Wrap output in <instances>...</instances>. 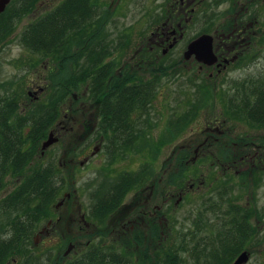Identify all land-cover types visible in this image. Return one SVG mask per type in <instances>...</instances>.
Segmentation results:
<instances>
[{
	"label": "flooded vegetation",
	"instance_id": "flooded-vegetation-1",
	"mask_svg": "<svg viewBox=\"0 0 264 264\" xmlns=\"http://www.w3.org/2000/svg\"><path fill=\"white\" fill-rule=\"evenodd\" d=\"M226 1L209 0L206 5V0H164L166 8L162 5L161 9L170 17L172 24L154 26L148 49L145 40L139 38L137 42H141L142 53L138 57L133 54L130 60L124 62L121 61L122 56L104 57L101 67L111 63L108 70L113 72L95 73L94 70L97 69L92 67L88 71L90 81H87L86 95L88 94L89 99L86 102H90L91 107H85L80 116L76 117V109H79L76 105L78 96L73 92L62 103V107L67 106V111H70L67 117L72 123L67 127L59 119L58 104L54 105L52 122L48 125L47 136L41 143V155L57 143L43 151V142L52 132L56 136L61 135L62 127L71 136L77 130L83 135L80 139L84 142L79 146L74 142L71 148L73 152L85 153L86 164L92 163L101 151L106 152L107 158L106 168L103 169L107 172H103L98 183L90 181L88 184V205L80 220L78 223L74 217L67 220L68 232L71 231L70 226L81 224L80 230L84 232L86 241L81 249L76 248L78 243L71 241L74 244L73 252L70 257L61 261L62 264H76L82 255L85 264H94V255L104 257L107 252L117 255L124 248L136 255L135 264H154L157 257L160 264H171L168 258L171 253L175 256L173 264H183V253H188L193 258L186 249L187 243L184 240L192 235L198 238L202 246L206 245L209 252L235 255L229 264H234L244 251L249 255L246 264L253 261L257 251L261 256L260 263H263L264 197L261 196L260 202H253V198L260 196L255 192L257 189L264 194V103L258 104L257 98L260 93H264V74L259 72L256 78L250 76V73L243 76L239 74L238 78L231 74L246 67L250 71L252 64L259 63L264 68V48L258 46H264V19L262 24L257 19L258 12H264V0H245L244 3L232 0L229 8L222 10L221 7ZM4 11L0 12V17ZM12 17H15L14 13ZM221 18L220 24L215 25ZM194 23L197 30L186 39L179 61L185 66H197L200 73L210 71L209 76L215 81L214 86L217 85L214 92H211L215 106L216 103H221L223 113L226 115L227 111L228 118L215 115L214 118L207 119L202 130L204 139L196 145L194 142L182 145L176 158H181L185 168L177 171L182 177L178 184L170 185V173L167 183L161 187L162 178L155 177L154 161L151 159L136 168L126 166L128 160H122L118 175L113 180L108 179V174L114 169L118 158L124 159L128 155L131 157L134 145L139 147V152L149 145L150 135L147 139L140 137L146 131L145 127L138 126L146 115L147 105L156 95L153 72L157 69L160 74L162 71H169L173 64L170 61L159 63L164 59L159 58V52L166 55L176 49L186 37L190 28L188 26ZM152 27L149 24L146 28ZM203 34L213 37L217 61L212 65L199 61L195 55L185 57L189 43ZM118 41L119 48L126 44L125 39V42ZM136 43L130 46L132 52L135 51ZM131 55L129 52L122 58L126 59ZM153 55L158 57V61L153 60ZM42 62L47 63L44 71L48 76L54 70V63ZM173 62L177 63L174 59ZM159 64L161 65L158 66ZM39 78L40 75H37L30 84L32 89L28 91L29 98L35 101L40 99L39 94L44 93L45 89L39 83ZM221 81L224 89L219 85ZM202 92L203 89L199 86L192 97L201 99ZM162 93L160 91L159 95ZM12 96H15L18 105L17 96ZM6 98L9 96L1 98L0 106L6 104ZM199 101L186 105L180 125L188 121V108L198 109ZM83 104L85 103L82 102L80 106ZM141 140L142 145L139 146ZM120 154L123 157H119ZM73 158H76L75 155ZM61 160L60 158L59 164ZM193 161L202 163L211 174H228L227 181H222L218 186L206 187L203 174L199 178V174L204 172L203 169H197L198 175L188 169ZM62 165L66 169L63 163ZM213 168L215 170H211ZM205 188L210 189L206 191ZM192 191L200 200L196 214L188 212L180 219L174 217L173 210L179 208L182 200L185 201ZM158 199L162 201L160 204L157 203ZM186 220L191 221L192 228L185 226ZM54 224L53 220H49L46 227L36 231L34 240L37 242L39 237L48 236ZM237 245L239 247L236 248ZM225 246H228V250ZM238 248L240 249L237 250Z\"/></svg>",
	"mask_w": 264,
	"mask_h": 264
},
{
	"label": "rangeland",
	"instance_id": "rangeland-1",
	"mask_svg": "<svg viewBox=\"0 0 264 264\" xmlns=\"http://www.w3.org/2000/svg\"><path fill=\"white\" fill-rule=\"evenodd\" d=\"M16 1L17 0H13L9 4V6H12V9L16 5ZM62 1L63 0H38L33 11L22 15L21 18H17V16L12 17L14 12H8L0 17V26L5 27L2 34L10 28L9 33L4 35L3 41L1 40L2 36H0V100L3 96L11 97L15 94L18 98V114L25 115L27 111L34 107V105H47V103L50 102L51 95L55 93L56 89L59 88V85L62 82L66 83V80L77 71L76 62L73 60L70 61L75 52L77 53L82 50V48H76V42L70 52L71 59L62 62L57 56L52 57L45 55L44 53L35 51L22 44V32L26 26L33 20L38 19L46 12L59 5ZM208 1L209 0H206V5L209 3ZM231 1L232 0H227L222 5V10L229 8V2ZM239 1L242 3L245 2V0ZM99 2L100 11H104L103 9H106V7H109V11L107 10V12L98 13V15H100V18L96 19L98 26H96L95 33L92 35V37H95L96 41L92 43L87 40V44H85L86 46H93L97 42H100L102 43V47L108 46L107 49H109V55H105V57H124L128 55L129 52L132 53V55L126 59L121 57L122 62L130 60L133 54L138 57L142 53V50H140L141 42H139V44L137 42L139 41V38L145 40L148 49V44L150 43V37L152 35L151 31L152 29H155L154 26H169L172 24V20L169 19L170 17H168L166 13L164 14V12H162L161 6L164 5V8H166L164 0H99ZM204 5L202 9L204 8ZM263 13L264 12H258L257 14V19L258 21L260 20V24H262L264 19ZM98 15H96V17ZM11 19L15 22V26L13 28L9 27ZM221 21L222 18L219 19L215 25L220 24ZM174 23L176 24V22ZM149 24L153 25L151 29L146 28ZM188 27L190 28H188L189 31L187 32L186 37L182 40V42H180L176 49H173L166 55L159 52V58H164L159 61V63H163V61L164 63H169L170 61V63L173 64L170 65L169 71L166 70L167 74H160L158 71V74L156 73L157 75L154 76L156 95L152 99V102L147 105L146 115L143 116V120L140 121L138 126L145 127L146 131L144 135H142L141 132L142 136L140 137L147 139L148 135H150L151 138L149 139V145L143 147L144 149L141 150V154V151H138L139 147H135L134 145L131 149V157L128 155L124 159L118 158L114 169L112 168L108 174V179L113 180L118 175L119 169L122 167V164H120L122 160H128L126 166L136 168L137 166H141L143 162H146V160L151 159L154 161L155 177L162 178L161 187H164L167 183L166 179L170 173L178 174V169L176 168L178 158H176V155L179 153L182 145L188 142H194L196 145L199 141L204 139L205 135L202 133V130L205 127L204 123L207 119L214 118L215 115L218 117H227V111H225V115L223 113V107L220 106L221 103H216L215 106L214 97L211 92H214L217 85L214 86L215 81L210 78V71L200 73L198 72L197 66H191V64L185 66L179 61V58L182 57L181 50L185 47L186 39L193 35L197 30V25H195V23L194 25L191 24ZM78 37L79 36L76 38ZM124 39L126 44L128 42V45L126 46V44H124L123 47L119 48L118 40L124 41ZM135 43L136 48L135 51L132 52V47L130 49V46ZM258 46L264 48L262 45ZM102 47L98 48V53L101 56L104 51L101 49ZM262 51L264 54V49ZM173 59L174 61H177L176 64H174ZM153 60L158 61V57L153 55ZM42 61H49L50 64L54 63V70L48 76L45 75L44 71V65L47 63H43ZM160 65L161 64L158 66ZM89 66L90 63H87L86 67L90 71L91 68H89ZM144 66H146V64H144ZM248 69L249 67H246L244 70H235V72H232L231 76L238 78L239 74H242L243 76L246 73H250V76L256 78L258 77L259 72L264 74V68H261L259 63L252 64L250 71H248ZM37 75H40L38 81L43 84V88L45 89L44 93L39 94L40 99L35 101L29 98L28 91L32 89L30 84L35 81ZM70 81H72V79H70ZM219 85L221 89H224L222 81ZM199 86L203 89V95L201 99H194L192 94L195 93V90ZM86 88L87 84L79 89V93L82 94V98L79 102L76 101V105L79 104L77 105L79 106V109L77 108V112H75L76 117L80 116L85 107H91V105H89L90 102H86L89 99L87 97L88 94L86 95ZM160 91H163L161 95H159ZM198 100H200V103L198 102L197 104L199 106L198 109L191 110L192 107L188 108V121L180 125V118L182 120L186 105L195 104ZM82 102L85 104L80 106ZM0 109H2L1 106ZM68 112L70 111H67V106L65 108L63 106L62 113L59 115V119L63 120L62 125H66L67 127L72 123L67 117ZM60 129L61 135H59L60 137L57 136L59 138L57 143L55 142L56 144L49 148L44 155L39 157L40 160L38 163L40 165H44L52 158L56 159L58 162L63 153L61 163H63L66 167L65 173L68 174L72 187L70 190L62 192V195L57 202L63 200V204L57 208L55 207L53 210V216L44 220L39 226V228L42 229L47 226L49 220H53L55 224L54 228L50 227L53 229L51 230V233L46 237H39L37 242L34 240V236L37 234H34L32 237L33 239H31L37 243L31 244V248H33L32 250L45 260L44 264H52L54 259L48 260V257L42 256V254H52L53 258L58 254L63 255L65 258L70 257L73 249L66 256L64 255V252L71 241L73 243H78L76 248L81 249V247H83L86 239L84 232L80 230L81 224H74L73 226H70V232L67 231L66 225L68 224L67 222L70 217H74L77 223L80 220L81 215L85 212L88 205V184L90 181H93L95 184L101 180L104 172L103 169L106 168L105 164L107 161L105 151H101L98 156L94 157V161L92 163L86 164L85 153H81L79 151L74 153L76 157L74 159L71 147L74 146V142H76V144L80 142L83 143V139H80L83 135L79 132V130H77L76 133L73 134L74 136H71L72 134L69 131L67 132L65 128L60 127ZM177 129L179 130L177 131ZM199 138L200 140H198ZM138 145H142V140L138 143ZM119 157H123V155L120 154ZM195 160L196 159H194V161ZM194 161L189 164L188 169L193 171L192 173L194 175H198L197 169H203L204 172L199 174V178H201L203 174L206 187L209 185L218 186L223 183L224 180L227 181L229 177L228 174L225 176L217 172L211 174L207 171L206 166H203L202 163ZM211 170H215V168ZM106 172L107 171L104 173ZM18 182L19 179L16 180L14 177H9L7 187L2 191L1 197L6 196V194L12 191ZM209 189L210 188H205L204 190L208 191ZM255 192L260 196L253 198V202H260L262 199L261 196L264 197V194H261L259 189ZM65 193L69 194V196L64 197ZM199 201L198 195L192 191L185 201L182 200L183 203L180 204V207L173 210V216L180 219V217L188 212H193V215H195ZM262 201H264V198ZM161 202V199L157 200L158 204ZM9 214L10 213L4 212L0 209V235L2 234V229L4 228L1 226V223L7 221ZM64 217L65 219L63 220ZM59 218H62V220H59ZM252 222L256 223V220L252 219ZM215 223H217V221ZM185 226L187 228H192L193 225L190 220H186ZM182 257L185 259L183 264H196L195 260L193 258L191 259L188 253H183ZM262 259V264H264V254ZM260 261L261 256L257 251L250 264H261ZM9 264L24 263L22 259H19L17 263L9 262Z\"/></svg>",
	"mask_w": 264,
	"mask_h": 264
},
{
	"label": "trees",
	"instance_id": "trees-1",
	"mask_svg": "<svg viewBox=\"0 0 264 264\" xmlns=\"http://www.w3.org/2000/svg\"><path fill=\"white\" fill-rule=\"evenodd\" d=\"M37 1L17 0L13 9L12 6H7L2 15L14 12L17 18H21L22 15L33 11ZM99 6V0H63L59 5L29 23L22 32L23 45L48 56H57L61 62L71 59L70 52L75 42L77 43L76 48H82V50L75 52L70 60L76 62L77 71L66 80V83L62 82L59 85L47 105H34L25 115H21L17 111L18 105L15 96L11 98L9 96L6 98V104L1 106L0 209L10 214L7 221L1 223L4 228L0 235V264L17 263L19 259H22L24 264H44L45 260L32 250L31 244L35 241L31 239L41 223L53 216V210L56 207L54 204L59 202L57 200L63 191L70 190L72 183L68 174L65 173L62 163L59 164L56 159L52 158L44 165L38 163L39 157L42 156L40 153L41 141L47 136L48 125L52 122L54 105L58 104V112L61 114V104L67 101L73 92L78 96L77 102L82 98L79 89L89 80L87 63H90L89 68L97 69L94 70L95 73L113 72V70H108L111 63L101 67L105 55H109L108 46L102 47L100 42L93 46H86L87 40L92 43L96 41L92 35L98 26L96 22V19L100 18L98 13L109 11V7L100 11ZM96 15L98 16L96 17ZM9 25L13 28V19ZM4 29L5 27L0 26L2 41L4 35L9 33L10 28L2 34ZM77 36L79 37L76 38ZM100 47L104 50L102 56L98 53ZM158 71L159 69L155 70L153 75H157ZM162 73L167 74V71H162ZM257 98L258 104L264 103V93H260ZM79 144L81 142L75 143L76 146ZM176 168L179 170L185 168L180 157L177 159ZM9 177L19 179V182L16 183L12 191L1 197L2 191L7 187ZM170 178V185L173 186L182 179L180 173H171ZM184 240L187 243L186 249L196 264H229L235 257L230 254L222 255L209 252L206 249L207 246H202L195 235L186 237ZM225 248L228 250V246ZM42 256H47L48 260L54 259L52 264H62L60 260L65 259L61 254L54 258L52 254H42ZM135 256L131 250L124 248L117 255L111 254V252L104 254V257L99 254L94 255V264H135ZM174 257L173 253L168 257L171 264L174 263ZM158 259L157 257L154 264H160ZM76 264H85L83 255L76 261Z\"/></svg>",
	"mask_w": 264,
	"mask_h": 264
},
{
	"label": "water",
	"instance_id": "water-1",
	"mask_svg": "<svg viewBox=\"0 0 264 264\" xmlns=\"http://www.w3.org/2000/svg\"><path fill=\"white\" fill-rule=\"evenodd\" d=\"M10 0H0V12H3L6 9V6ZM192 55H195L199 61H202L208 65L216 63L217 56L214 53L213 49V37L208 34H203L195 39H193L189 45L188 49L185 52V57L190 58ZM58 137L52 132L49 134L48 138L43 142L42 149L45 151L49 146L58 141ZM69 196V194H64V197ZM63 204V200L59 201L56 204V208ZM74 248L72 242L69 243L67 249L64 252V255H68L71 250ZM249 259V255L246 251L242 252L234 261V264H246Z\"/></svg>",
	"mask_w": 264,
	"mask_h": 264
}]
</instances>
